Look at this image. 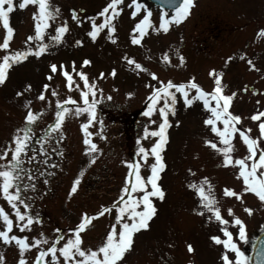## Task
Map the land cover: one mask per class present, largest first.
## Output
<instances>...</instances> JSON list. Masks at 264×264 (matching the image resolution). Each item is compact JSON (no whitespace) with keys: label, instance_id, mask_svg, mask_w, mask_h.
I'll return each mask as SVG.
<instances>
[{"label":"rangeland","instance_id":"1","mask_svg":"<svg viewBox=\"0 0 264 264\" xmlns=\"http://www.w3.org/2000/svg\"><path fill=\"white\" fill-rule=\"evenodd\" d=\"M20 2L13 0L14 7L8 13L13 32L8 48L0 49V61L5 54L32 51L23 60L10 63L5 80L0 83V149L12 146L16 129L24 126L32 129L24 154V179L31 187H21V196L30 205L27 212L33 222L21 229L17 226L21 222L16 221L15 212L2 196L0 207L13 220L9 234L23 237L33 245L24 253L26 264H33L38 252L53 243L57 249L62 247L75 235L69 230L76 228L82 214L93 216L79 233L83 249H95L100 245L110 225L116 224L119 228L115 209L122 201H127V194L120 196V191L129 172L128 164H133L134 158L145 180L151 174V165L156 162L151 148L160 138L151 133L158 130L164 119L159 115V108L165 100L172 110H166V139L159 150L163 167L156 180L163 197H149L156 211L146 228L133 233L130 250L117 264H224L222 256L225 254L235 264V253L212 239L213 236L221 241L225 239L221 229L231 234L248 264L250 243L258 231L264 232V206L255 194L242 191L243 181L237 175L239 166H224L223 154L205 144L204 141L209 140L218 148L224 146L211 131V125L204 124L211 113L205 112L199 100L185 105V97L174 87L168 89L176 97L174 104L160 93L151 115L144 113L152 90L161 84L169 81L186 84L192 78L203 91L211 92L217 86L215 75L219 74L222 94L232 96L227 111L240 117L234 123L238 131L232 133L230 143L234 150L230 155L233 159L247 155L241 131L256 139L259 149L264 150V137L259 131L264 116L251 119L254 114L264 112V94L259 91L253 94L249 90L250 86L264 90V35L260 34L264 31V0H192L187 15L179 23H167V31L159 25V15L163 13L140 4L149 16L144 33L138 29L133 31L143 19L144 9H137L142 12L132 16V0H121L116 5L117 13L109 9L104 16L98 13L111 0H48L58 14L48 21L40 38H35L36 21L33 19L39 6L29 2L21 9ZM71 9L74 12L82 9L81 17L71 18ZM109 15L112 19L105 23ZM163 16L172 17V14ZM102 23L104 27L98 28L95 39L90 37L88 32L92 25ZM109 24L113 29L111 33ZM60 25H66L67 30L60 41L55 42L51 37ZM5 32L0 23V43ZM29 36L33 39L28 40ZM133 37L139 42L133 43ZM77 40L81 43L77 44ZM40 44L45 48L36 56ZM84 60L89 63L83 64ZM136 64L141 67L136 68ZM51 65L57 66L56 71ZM210 70H213L211 76ZM64 72L71 75V81ZM81 72L92 86L88 100L97 101L90 124H86L87 112L77 114V107H84L80 100V93L84 91V81L78 75ZM186 91L188 98L195 95V89L186 88ZM41 92L43 99L39 98ZM69 97L75 103L62 105L69 112L61 128L58 132H49L58 110L57 101H68ZM26 103L28 108H25ZM209 104L215 106V101L209 98ZM29 109L37 116L31 125L24 120ZM81 124H86V131L91 134L87 137L88 145L83 143L85 136ZM216 126L224 128L221 121H217ZM91 144L96 145L95 150L91 149ZM85 148L89 152H85ZM140 148L148 154L141 153ZM9 158L10 153L0 163ZM52 174L54 179H50ZM78 176L77 190L69 195ZM189 184L202 187L206 192L211 185L210 194L216 201L214 207L225 224L221 225L200 204V197ZM225 189L239 193L241 199L224 195ZM145 190L150 191L151 185ZM132 195L138 197L142 193L132 192ZM101 206L108 210L95 216L102 210ZM17 207L22 213L25 211L18 202ZM245 208L251 209V213ZM137 210H143V204H138ZM233 218L243 222L245 239L239 238L238 226L231 223ZM122 219H127V214ZM2 225L0 221V230H3ZM56 229L59 232L54 231ZM35 240H42V243L36 244ZM0 255L4 257L3 264H17L20 258L14 242L4 244L0 241ZM51 255L44 257L45 264H55ZM56 255L59 264H63L58 251Z\"/></svg>","mask_w":264,"mask_h":264},{"label":"snow or ice","instance_id":"2","mask_svg":"<svg viewBox=\"0 0 264 264\" xmlns=\"http://www.w3.org/2000/svg\"><path fill=\"white\" fill-rule=\"evenodd\" d=\"M33 3L39 6V11L37 13H33V19L36 21L35 27V38H40L43 34V30L48 27V21L50 19H55V16L58 14V10L51 7L48 3V0H21L19 3V7L23 9L25 4ZM121 0H111V3L104 8L103 11L98 13V15L104 16L109 9L112 10L113 13H117L116 5L120 4ZM132 4L136 5L137 9H139L140 5L137 4V0H132ZM192 4V0H182L179 4V7L174 9V15L171 17V20L179 23L181 19L187 15L188 8ZM6 5V7L4 6ZM13 0H0V23H2L3 28L6 30L5 35L3 36V42L0 43V49L8 48V41L10 39V35L13 32V29L9 26L8 13L13 9ZM136 13L132 12L134 16ZM73 19H76L75 13H73ZM112 19L111 15L105 17V23H108ZM149 21V16L144 15L143 19H141L133 29L136 31L137 29L140 33H144L145 27ZM168 20L161 15V19L159 21L160 28L167 31ZM104 27V24L92 25V30L88 32V35L95 39L98 28ZM67 30L66 25H60L55 28V36L51 37V39L55 42H59L63 33ZM109 33L113 31L111 25L108 27ZM261 35H264V31H261ZM33 37L29 36L28 40H32ZM133 43H138L136 37L132 38ZM77 44L81 43V41L77 40ZM45 45L40 44L35 51V55L39 56L42 51H44ZM32 49H28L27 51H17L15 53L5 54L2 57V61H0V83L5 80L6 70L10 66V63L17 62L19 60H23L25 56L31 52ZM167 59V56L164 57ZM180 62L183 63V57H180ZM88 60H84L83 64H88ZM131 63V61H129ZM53 71H56V65L50 66ZM140 64H136V68H140ZM65 77H67L68 81L72 80V77L69 73H63ZM81 80L84 81V91L80 93V100L82 101L84 107H77V114L79 112L84 111L87 112L89 117L86 124H90L92 119L95 116V106L97 101L95 99L89 101L88 100V91L91 90L92 86L89 85L88 81L85 78L84 73H78ZM101 75H103L101 73ZM209 75H213V70L209 71ZM153 78L155 79V75L153 74ZM221 77L219 74L215 75V86L211 92H206L201 89L199 85H197L192 78H190L187 83L173 84L169 81L167 84H161L159 88H154L152 93L149 96L150 103L145 111V115H151L152 111L156 107V101L159 98V94L163 93L165 98H170L171 102L174 104L176 101V97L168 91L169 88H175L183 97H185L184 103L185 105H191L194 100H199L203 102V107L208 109L211 115L204 120L205 125H211V131L216 133L220 139V143L224 145L223 147H217V144L205 140V144H209L213 149H216L220 153L223 154V164L224 166L234 165L238 167V177L242 178L243 181V192H251L255 194V196L262 202V206H264V150H260L257 144V140L253 139L247 135L243 131L240 132L241 139L243 143L247 146V155L244 158H235L230 155V152L234 150V146L230 141L232 140V133L238 131L237 128L234 127V123L240 120V117L234 116L232 113L228 112L229 102L232 99L230 95H223L222 89L220 87ZM47 87V86H45ZM187 89H195V95L191 98H188ZM19 95V93H17ZM53 95H56L53 92ZM234 95V94H233ZM40 99L44 98V93L41 92L39 95ZM209 98L215 101V106H210ZM110 99V98H109ZM221 101L223 103L221 104ZM66 103H75L71 100V97L68 98V101H57L56 107L57 111L55 112V120L51 123L49 127V132H58L61 128L62 121L65 119V114L69 112L67 107H62ZM25 108H28V104H25ZM166 110H172L171 104L165 100V103L162 107L159 108V115L164 118L162 122L159 124V128L156 131L151 133L152 136H159L160 138L156 140L155 144L152 145L151 155L155 157L156 162L151 165V174L147 176L146 180L139 173L140 165L137 164H128L129 172L125 177L124 185L121 188L120 196H124L127 194V201H122L119 206H116L115 209V220L119 224V228L117 229L116 224H112L109 227V230L106 232V237L102 241L100 245H98L95 249H83L81 247V237L79 233L83 231L86 225L93 219V216L88 214H82L81 219L76 226L75 229H70L75 233L73 237H70L66 243L63 244L62 247L57 249L55 243H53L50 247L47 248L46 251L41 250L38 252L33 264H45L44 257L48 254L51 255V259L55 264H59L57 259L56 252H59V255L63 257V264H117L118 261L122 259L125 253L130 250L132 245V236L133 233L138 231L139 229H143L147 227V221L150 217L155 213L156 209L152 205V201L149 197H163V192L159 188L156 183L158 179V171L163 167L161 163V157L159 155V150L163 146V143L166 139L165 137V128L167 126L166 119ZM264 116V112H260L258 115L254 114L251 119L257 120L258 117ZM226 117V118H225ZM37 119L36 114H34L30 109L27 111V114L24 117V120L28 125H31L33 121ZM217 121H221L224 125L223 129H220L216 126ZM86 124H81V130L84 132L85 139L83 143L88 145L90 143L88 136L91 134L86 131ZM32 129L30 127L24 126L15 130L11 147H5L0 149V160H4L6 156L10 153V158L6 160L5 163H0V196L7 202V204L11 207V210L15 212L16 221L21 222L18 223V227L21 229L26 228L31 225L33 222V218L28 215L27 209L30 207L25 200L21 196V187L28 188L31 185L27 180L24 179L25 169H24V160L25 153L27 151L28 142L31 139L30 132ZM147 132V129L145 130ZM259 131L260 136L264 137V122L259 123ZM63 138V137H61ZM91 149L95 150L96 145L91 144ZM139 151L147 155L143 148H140ZM85 152H89L88 148H85ZM257 152L259 153L257 156ZM253 157H256L253 159ZM144 157H141L143 159ZM95 157H92L94 160ZM89 161V163L92 162ZM247 161V162H246ZM250 162V163H248ZM29 175V179L32 177ZM79 180V176L73 182L69 195L77 190V182ZM207 181L205 180V183ZM148 185H151V190H145ZM189 188H194L196 195L200 197V204L208 209L215 219L221 224H225L226 221L221 218L220 212L214 207L216 201L215 197L212 196L211 193V185L208 187V191L202 187L196 186L194 184H189ZM129 188L131 191H129ZM132 192H141L142 195L133 196ZM224 195L226 196H235L237 200L241 199L239 193H235L230 189L224 190ZM119 199V197H118ZM17 202L24 206L25 211L22 213L20 209L17 207ZM143 204V210L138 211L137 205ZM113 205H116V201H113ZM101 211L95 213V216L103 215L104 211L108 209L101 206ZM246 212L251 213V209L245 208ZM231 214V209L228 210ZM127 214V219H122L124 215ZM0 221L3 222L2 228L0 230V241L4 244H8L9 242H14L19 249L20 258L17 261V264H26L24 253L27 249L33 247V245L29 242H26V239L23 237H18L16 235H10V230L13 226V220L9 218V215L6 213L5 209L0 207ZM130 221V222H129ZM39 222V221H37ZM231 223L235 224L239 228V238L241 240L245 239V226L243 222L238 218H233ZM223 231L225 239L221 241L218 237L213 236L212 239L216 243H223V247L228 250H232L235 253V264H245L246 258L244 254L239 250L236 244L231 239V234L224 230ZM54 231L59 232V229ZM43 237V234H41ZM36 244L42 243V240H35ZM188 251L191 252V245L188 246ZM76 257H79L78 259ZM224 264H232V261L229 260V257L225 254L222 256ZM4 257L0 255V264H3Z\"/></svg>","mask_w":264,"mask_h":264},{"label":"water","instance_id":"3","mask_svg":"<svg viewBox=\"0 0 264 264\" xmlns=\"http://www.w3.org/2000/svg\"><path fill=\"white\" fill-rule=\"evenodd\" d=\"M161 8L172 9L179 7L182 0H149ZM250 264H264V233L259 235L253 245Z\"/></svg>","mask_w":264,"mask_h":264}]
</instances>
